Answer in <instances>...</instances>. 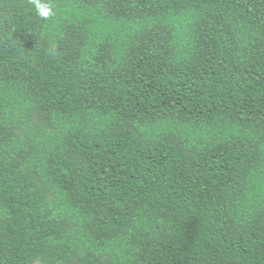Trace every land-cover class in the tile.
I'll list each match as a JSON object with an SVG mask.
<instances>
[{
    "label": "trees",
    "instance_id": "obj_1",
    "mask_svg": "<svg viewBox=\"0 0 264 264\" xmlns=\"http://www.w3.org/2000/svg\"><path fill=\"white\" fill-rule=\"evenodd\" d=\"M264 264V0H0V264Z\"/></svg>",
    "mask_w": 264,
    "mask_h": 264
},
{
    "label": "rangeland",
    "instance_id": "obj_2",
    "mask_svg": "<svg viewBox=\"0 0 264 264\" xmlns=\"http://www.w3.org/2000/svg\"><path fill=\"white\" fill-rule=\"evenodd\" d=\"M35 264H42V263H40V262H36Z\"/></svg>",
    "mask_w": 264,
    "mask_h": 264
}]
</instances>
